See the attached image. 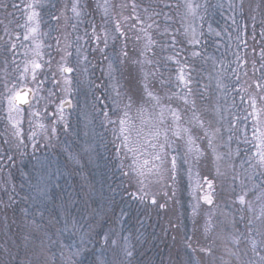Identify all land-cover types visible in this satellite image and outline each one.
<instances>
[{"label": "snow or ice", "instance_id": "1", "mask_svg": "<svg viewBox=\"0 0 264 264\" xmlns=\"http://www.w3.org/2000/svg\"><path fill=\"white\" fill-rule=\"evenodd\" d=\"M0 216V264H264V0H0Z\"/></svg>", "mask_w": 264, "mask_h": 264}, {"label": "trees", "instance_id": "2", "mask_svg": "<svg viewBox=\"0 0 264 264\" xmlns=\"http://www.w3.org/2000/svg\"><path fill=\"white\" fill-rule=\"evenodd\" d=\"M33 163V161H32ZM25 165H28V160L25 159L24 164L20 165V167H24ZM17 178H18V173H17ZM78 179V178H74ZM126 211L129 212V217H130V222H129V227H135L137 219H141L144 222V230H145V235L149 234H155L156 238L153 243L156 245L155 248H152L151 251L148 252L149 256L156 257L158 254H167L168 248L166 247V244H171V239H169L168 236H165L162 229L166 227V225L162 222L160 215L158 216L157 213L153 212V214L149 217L147 215L145 216L143 213L142 215H138L136 212H141L139 211L140 208L139 206L134 203L133 205L128 206L125 208ZM0 242H2L0 240Z\"/></svg>", "mask_w": 264, "mask_h": 264}, {"label": "rangeland", "instance_id": "3", "mask_svg": "<svg viewBox=\"0 0 264 264\" xmlns=\"http://www.w3.org/2000/svg\"><path fill=\"white\" fill-rule=\"evenodd\" d=\"M37 155H41L40 153H37ZM33 163H35V161H33ZM134 203L133 202H126L124 205H123V207H125V208H127L128 206H130V205H133ZM136 205L137 206H139V208H140V210L139 211H141V212H136L138 215H142V213L146 216L147 215V217H149V216H151L152 214H153V212H155V211H148V210H145L144 208H143V206H141V205H139V204H137L136 203ZM156 213V212H155ZM160 218H161V220H162V222L166 225V220H165V218H164V216H163V213L161 212V214H160ZM3 219V217L2 216H0V220H2ZM168 237H169V239H171L170 238V235H168ZM1 241H2V239H0Z\"/></svg>", "mask_w": 264, "mask_h": 264}]
</instances>
